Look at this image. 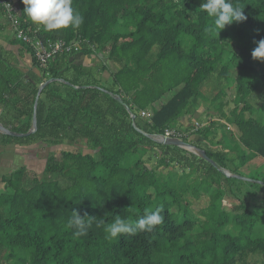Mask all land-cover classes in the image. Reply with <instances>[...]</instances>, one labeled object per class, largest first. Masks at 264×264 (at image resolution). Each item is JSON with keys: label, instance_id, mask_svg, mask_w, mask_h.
<instances>
[{"label": "trees", "instance_id": "16d2710c", "mask_svg": "<svg viewBox=\"0 0 264 264\" xmlns=\"http://www.w3.org/2000/svg\"><path fill=\"white\" fill-rule=\"evenodd\" d=\"M201 2L72 0L82 25L51 31L28 19L22 0L14 2L21 23L37 29L39 38H80L79 53L95 57L107 51L116 71L106 87L101 84L104 62L88 68L68 63L72 55H60L40 67L14 36L10 44H20V51L31 56L32 69L25 72L13 64V53L0 46V123L11 131L28 132L40 85L57 80L39 95L37 130L25 137L0 134V146H71L78 140L84 145L75 153L61 151L59 159L50 153L41 177L19 167L2 178L0 264H264V237L252 234L258 217L240 200L230 211L224 206L235 196L226 187L237 180L219 169L238 175L224 156L242 153L214 142L217 120L209 121L207 132L201 125L196 129L197 122L179 125L183 116L199 109V98L207 91L206 112L228 122V131L234 125L239 145L249 152L241 161L251 154L264 158V125L251 116L253 98H264V61L251 55L264 39V0H232L246 19L227 25L218 37L205 33L212 20L200 10ZM227 97L225 110L220 100ZM143 111L149 117H141ZM166 129L183 133L179 139L205 151L217 167L156 141ZM192 135L206 142L191 141ZM209 136L217 147L209 144ZM194 171L198 180L202 176L208 182L210 198L198 213L183 201L190 190L177 182L181 172L189 176ZM145 208L161 209L163 222L152 232L106 239L104 228L116 215L136 220ZM73 210L94 218L86 235L76 237L75 228L68 226ZM216 211L223 219H215ZM191 213L197 217L178 221L179 214ZM207 219L216 224L208 225ZM230 226L235 234L227 231Z\"/></svg>", "mask_w": 264, "mask_h": 264}, {"label": "rangeland", "instance_id": "374dc122", "mask_svg": "<svg viewBox=\"0 0 264 264\" xmlns=\"http://www.w3.org/2000/svg\"><path fill=\"white\" fill-rule=\"evenodd\" d=\"M4 20H6L4 15L0 13V21L5 22ZM13 37H14V35H13L12 30L9 27H7L5 30V35H3V39H5L7 41V43L10 44ZM18 45L20 46V44H18ZM100 53L103 54L106 58V55H107L106 52H100ZM98 58H101V57H97L96 59H98ZM100 61H101V59H99V62ZM220 88L225 90V86H221ZM225 93H227V90L225 91ZM259 93L260 92H258V94ZM221 97H223V96H221ZM230 97H232V93L230 94ZM206 99L211 100V96L207 91H204L203 95L199 98V101H201L200 107L204 108ZM229 99L230 98L227 97V99L225 101L220 100V102L226 106V107L223 106V109L225 108V110H227V104H228L226 101H228ZM251 104L253 107L251 116L255 120L260 121L264 125V98L263 99L261 97L253 98V101ZM229 106L231 107L232 104L230 103ZM207 107L204 108L205 110L203 112H201L196 118L195 117L191 118V120L194 121V119H195L196 122L201 125V127H200L201 131L206 130V132L209 129V124H210L209 118H212V117H210L211 115H209V114L207 115V113H206ZM210 113L213 114V112H210ZM214 115H216V114H214ZM213 120H217L215 128L212 129V130H214V132H215L214 134L216 137L214 142L221 141L220 143L222 144V147L225 148V150H227L226 148H229L230 146H232V148L239 150V153H242L241 155H235L234 152L231 153V151H230L229 154H225V155H227L224 157H225L226 162L228 163V167L230 168V170H234V171L238 172L237 176H240V177L247 179V180H240V179H236L234 177H228V178H231L233 180H237L236 182L229 183L228 186L226 187V189H229L230 192L232 191V193L235 196L232 197L231 199H229L228 201L224 202V204H225L224 206H226V209H228L230 211V209L234 206V204L237 203V200L243 201L247 205V208L250 209L251 212H253V214H254L253 218H255L256 216L258 217L257 222L254 223V230L252 231V234L256 238H262V237H264V158L261 156H256L254 154H251L252 156L250 155L249 159L245 163L242 162L241 158L248 155L249 152L247 150H245L244 148H242V146L239 145V141H238L237 137H234V138L232 137V136H234V135H232V132L235 131L233 126H232V129L229 128V131H228L227 128L224 126L228 122L226 123L224 121V119H220L218 116H214ZM217 125H218V127H217ZM237 135H238V132H237ZM210 140H211V136H209V139H208L209 144L215 145L214 143H211ZM40 146L44 147L41 144H40ZM215 146L217 147L218 145L216 144ZM82 148H84V145H83L82 141H80V140H78L74 145H71V146L60 145V146H56V147H47L46 149L43 148V152L41 153V158L39 159L40 164H37L36 168H35L37 175L39 177L42 176L43 168H44L42 166L43 158L45 161L46 157H48V155L50 153H54V155L59 159L61 151H70V152L75 153V152H78L79 150H81ZM229 150H230V148H229ZM231 159L233 161H231ZM226 171L229 173L228 170H226ZM201 177L202 176H200V180H198V173L196 171H194V173L193 172L190 173L189 176H187L181 172L179 174L178 179H177V182H179V185L181 188H183V189L188 188L190 190V195L188 196V199L183 200V201H186L185 203H191V210L194 213H198L199 210L207 207L209 205V200H210L209 196H207L208 194L205 192L206 186H208V182H206V181L203 182L201 180L202 179ZM0 184H1L0 187L2 189L3 188L2 186H4V183L1 181ZM225 185H226V183H225ZM213 187L214 186H212L211 188H213ZM197 191H199V194H201V196L199 198H196L194 196V194L196 195ZM214 215H215L214 216L215 219H223V216H219L217 211L214 213ZM186 216H187V218L197 217L196 215H194L192 213L190 215L179 214L177 219H178V221H181ZM206 221H207L208 225L209 224L210 225L216 224V221H212L210 223V219H207ZM198 224L203 225L204 223L202 221H199ZM197 229H199V227L195 228V230H197ZM226 229H227V231H229L230 233H233V234H235V232H236L235 231L236 229H234L232 226L227 227ZM220 234H225V232L221 231Z\"/></svg>", "mask_w": 264, "mask_h": 264}, {"label": "clouds", "instance_id": "9594fccd", "mask_svg": "<svg viewBox=\"0 0 264 264\" xmlns=\"http://www.w3.org/2000/svg\"><path fill=\"white\" fill-rule=\"evenodd\" d=\"M26 6L24 14L37 25L44 26L45 30L78 29L83 23V16L72 6V0H22ZM200 10L206 12L212 22L205 28V33L211 37H218L219 33L234 22H243L246 17L240 5L232 0H202ZM254 60L264 61V39L257 42L251 53ZM161 209L145 208L143 215L136 220L116 215L114 221L104 228L106 239H115L122 234L135 235L137 231L152 232L157 225L163 222ZM87 218V219H86ZM87 214L73 210L68 226L75 228L76 237L86 235L91 226Z\"/></svg>", "mask_w": 264, "mask_h": 264}, {"label": "crops", "instance_id": "0c3cea01", "mask_svg": "<svg viewBox=\"0 0 264 264\" xmlns=\"http://www.w3.org/2000/svg\"><path fill=\"white\" fill-rule=\"evenodd\" d=\"M16 2V0H13ZM0 21V46H2L5 50L11 51L13 53L12 61L13 64L16 65L19 69L24 70L25 72L29 69H32V60L31 56L27 53H22L20 51L19 45L12 46L11 44L7 43L5 39H3V35H5V30L7 27L10 28L8 22L6 20ZM4 24V25H3ZM11 29V28H10ZM107 54V51H106ZM97 57H101L96 59ZM99 59L101 61L99 62ZM68 63H71L76 66H85V67H93L97 68V66L104 62L107 66V70L104 71L101 74V84L106 87H110L111 82V75L116 71V65L105 58L103 54H98V56L95 57H87L83 55L82 53H78L72 56L67 57ZM97 61V62H96ZM37 73L35 69H33ZM201 106V105H200ZM204 108L206 106L204 105ZM203 107H200L198 111H196L192 116L191 115H185L179 120V125L182 128H188L191 127L193 122H196L194 119L191 120L193 117H197L201 112H203L205 109ZM207 115L211 114L210 112H206ZM214 118V117H213ZM213 118H209V121ZM26 121V120H25ZM232 126L234 128V132H232V137H237V131L234 125H229L228 127L232 129ZM232 131V130H231ZM230 131V132H231ZM191 141L195 142H202L205 143V139L201 136L192 135L190 137ZM43 145L42 143H36L32 145H15V144H9L7 146H0V183L2 181V178L6 176V174H10L13 170L19 168V167H26L29 170L35 171L36 165L40 164L39 159L41 158V153L43 152V148L46 149L47 147H41ZM39 145V146H38ZM44 146V145H43ZM44 158H43V164L44 167ZM1 185V184H0ZM3 187V186H2ZM1 189V187H0Z\"/></svg>", "mask_w": 264, "mask_h": 264}, {"label": "built area", "instance_id": "2783aa9c", "mask_svg": "<svg viewBox=\"0 0 264 264\" xmlns=\"http://www.w3.org/2000/svg\"><path fill=\"white\" fill-rule=\"evenodd\" d=\"M0 7L3 15L8 22L15 38L26 45L32 52L35 60L40 67H45L50 61L60 55H73L82 50L84 40L77 38L74 41L66 42L62 39L51 40L41 39L37 35V29H31L24 26L18 18V8L13 0H0ZM149 113L141 112V117H149ZM194 127L198 129L200 124L195 123ZM183 133L173 129H166L164 136L179 138Z\"/></svg>", "mask_w": 264, "mask_h": 264}, {"label": "water", "instance_id": "95a60500", "mask_svg": "<svg viewBox=\"0 0 264 264\" xmlns=\"http://www.w3.org/2000/svg\"><path fill=\"white\" fill-rule=\"evenodd\" d=\"M57 80L55 79H49L45 82H43L40 87H39V90H38V93L36 95V98H35V102H34V107H33V115H32V125L30 127V129L28 130L27 133H16V132H13L11 131L9 128L3 126L1 123H0V134H3V135H7V136H11V137H25V136H28V135H31L33 134L36 130H37V118H36V107H37V103H38V98H39V95L42 91V89L52 83V82H55ZM116 99L120 102V103H123L121 98H118L116 97ZM125 108L127 110V112L130 114V118H131V122H132V125L135 126V118L134 116L131 114V111L129 109L128 106L125 105ZM156 141H158L159 143L163 144V145H172V146H177L179 148H182L184 150H187L189 151L190 153L204 159L205 161L209 162L211 165H213L214 167H217L216 163L208 158L206 156V153L205 151L203 150H200L196 147H194L193 145L189 144V143H186L184 142L183 140L179 139V138H174V137H168V136H162L161 138L158 137V138H154ZM223 174H225L227 177H234L236 179H240V180H247L243 177H240V176H237V175H231L230 173H228L227 171H224L222 169H219Z\"/></svg>", "mask_w": 264, "mask_h": 264}, {"label": "bare ground", "instance_id": "6f19581e", "mask_svg": "<svg viewBox=\"0 0 264 264\" xmlns=\"http://www.w3.org/2000/svg\"><path fill=\"white\" fill-rule=\"evenodd\" d=\"M225 171V170H224Z\"/></svg>", "mask_w": 264, "mask_h": 264}]
</instances>
